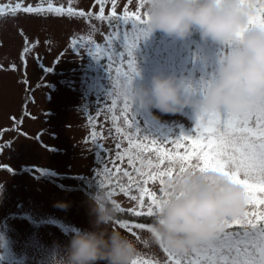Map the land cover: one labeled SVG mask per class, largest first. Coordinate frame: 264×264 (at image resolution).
<instances>
[{"label": "rangeland", "instance_id": "1", "mask_svg": "<svg viewBox=\"0 0 264 264\" xmlns=\"http://www.w3.org/2000/svg\"><path fill=\"white\" fill-rule=\"evenodd\" d=\"M49 2L64 13L11 10L16 3L46 8ZM138 4L104 0L101 19L98 0H0L5 8L0 14V256L6 264H54L71 235L89 227L87 191H95L81 177L94 171L96 143L114 152L119 139L107 95L115 70L109 78L107 57L95 60L88 49L105 48L117 23L131 31V24L117 17L125 9L143 17ZM113 9L115 15H110ZM159 34L151 32L138 44L134 56L139 76L134 84L147 83L157 72L198 80L215 66L216 50L212 56L201 55V45ZM113 49L124 51L119 41ZM117 106L122 109V102ZM133 113L152 131L188 134L195 127V116L187 108L165 114L133 107ZM61 174L67 177L59 178ZM148 185L159 196L157 183ZM112 198L124 208L137 205L119 191ZM145 226L121 228L117 221L112 225L137 243V264L165 262L167 253L147 239Z\"/></svg>", "mask_w": 264, "mask_h": 264}, {"label": "clouds", "instance_id": "2", "mask_svg": "<svg viewBox=\"0 0 264 264\" xmlns=\"http://www.w3.org/2000/svg\"><path fill=\"white\" fill-rule=\"evenodd\" d=\"M147 28L179 41L199 35L222 55L215 60L214 75L195 95L189 80L157 72L147 83L120 78L116 90L132 107L175 114L190 109L194 116L212 108L240 113L264 97V30L248 28L242 0H145ZM234 40L231 47H226ZM147 239L158 246L186 254L211 241L225 229V222L247 208L242 186L215 173L185 174L166 180ZM89 227L69 238L54 264H132L137 243L112 227L117 209L107 192L99 189L88 201Z\"/></svg>", "mask_w": 264, "mask_h": 264}, {"label": "snow or ice", "instance_id": "3", "mask_svg": "<svg viewBox=\"0 0 264 264\" xmlns=\"http://www.w3.org/2000/svg\"><path fill=\"white\" fill-rule=\"evenodd\" d=\"M144 2L145 0H139L138 8H142ZM98 3L101 4L98 18L102 19L104 0H98ZM242 3L247 9V22L234 35V40L250 27L264 30V0H242ZM11 10L13 13L23 10L26 13L47 11L55 14H62L65 11L61 7H53L51 2L46 8L39 5L36 7L28 5L22 8L21 3H16ZM4 11L5 8L0 7V14ZM67 12L74 14L71 8H68ZM78 15L84 16V13L80 12ZM110 15H115L114 9ZM117 20L122 21L124 25L130 23L131 31L122 30L121 24L117 23L115 31L110 32L106 37V47L89 46L88 54L95 60H100L102 56L107 57L109 78H112L111 73L113 69L115 70L112 89L107 93L112 101L109 110L115 109L118 101L122 102L123 107L119 115L124 119L127 128L135 129V132L125 133L124 129L116 128L117 133L128 141V147L125 149L128 162L134 165L135 160L139 159L143 168L148 169L147 171L136 169L141 179L135 182V188L140 195L139 197L131 196L133 201H137V205L129 212L137 217L154 216L155 209L160 204V197L170 195L164 190L166 180L197 173H215L242 186L247 204L241 216L225 222L226 226L222 233L211 241L194 247L186 254L175 253L160 245L167 253V260L165 262L156 260L155 264H264V197H257V193H264V97L254 106L240 113H232L222 108H212L198 113L195 116V127L190 133L181 132L175 139L162 140L163 143L172 144L175 151L161 147L157 139H149L150 136L143 135L141 138L133 107L127 98L120 97L116 86L122 77L132 82L139 76L134 52L138 44L150 35L151 30L146 26V14L143 13L142 17L139 11L129 12L125 9ZM110 27H112L111 24ZM234 40H230L226 47H231ZM117 41L123 47V52L113 49V44ZM73 47L75 48L76 44H73ZM218 55H222V52ZM213 75L214 67L209 68L200 79L190 80L192 92L195 95H202L204 86ZM95 139L96 134L93 133V140ZM116 148L119 150L121 144L117 143ZM180 149H183V152L179 151ZM145 152L149 153L147 160L142 157ZM152 153L156 155V163H153L150 158ZM165 161H167L166 165ZM162 165L165 166L162 167ZM105 172L111 175L107 169ZM124 175L128 176L129 173L124 172ZM157 179L161 184L159 196L145 187L149 181ZM101 187H104L103 183ZM119 190L128 194L132 191V187L121 184ZM107 194L111 198L114 193L107 192ZM112 203L118 212L123 211L115 201ZM119 225L121 228L144 229L146 227L143 223L129 224L123 219L119 221ZM234 225H239L241 230L229 231L228 229ZM132 264H137L136 258L133 259ZM143 264H152V262L144 260Z\"/></svg>", "mask_w": 264, "mask_h": 264}, {"label": "trees", "instance_id": "4", "mask_svg": "<svg viewBox=\"0 0 264 264\" xmlns=\"http://www.w3.org/2000/svg\"><path fill=\"white\" fill-rule=\"evenodd\" d=\"M154 33H160V32H154ZM161 34V33H160ZM159 34V35H160ZM164 36V34H162ZM188 41H190V44L192 46H194L195 44L197 45H201L200 49L198 51V53L205 54L208 53V56H212V52L214 50H216L219 53V50L217 49V47L211 43H205V42H201L199 39V35L194 33L192 36H190L189 38H187ZM197 42V43H196ZM163 53V52H162ZM218 55V54H217ZM120 110L121 107L116 106L115 109L111 110L112 111V121H113V128L115 131V134L117 135L119 142L121 144V148L118 150L117 148L114 149V152L112 151H108L104 146L102 147L101 145H103L101 142H97V146L95 147V152L96 154V158H95V165H94V171L92 172V174L90 176H82L81 178L85 181L88 182V184H90V186H92L94 188V191L96 192L99 189V186L101 187V184H104V187H101L102 189H104L106 192H116L119 191V185H124L125 187L131 186L132 187V191L128 194H125L123 192L124 195H127L129 197H131L132 195H136L137 197H139L140 193L138 190H136L135 188V182L137 180H140V176L139 173L136 171V169H142L144 171H147L148 169L143 168L141 161L139 159L135 160L134 165H130L128 162V155L125 154V149H127L128 147V141L124 140L122 138V136L117 133L116 128L120 127L122 129H124L125 133L128 132H135V129H129L125 126L124 124V119L122 117H120ZM117 117H119V119H117ZM136 121V126L140 129L141 131V138L143 135H147L150 136L149 139H157V142L160 144L161 147H164L166 149L175 151V149L173 148V145L170 143H163L162 140L164 139H175L177 135V133L172 134V132H170L169 130H156V131H152L150 129L147 128L146 125L142 124L140 121L135 120ZM179 151L183 152V149H180ZM143 159L147 160L149 158V153L145 152L142 154ZM150 158L152 159L153 163H156V155L155 153H152ZM111 160V161H110ZM167 164V161H165V165ZM165 165H162V167H164ZM105 169H107L111 175H108L105 172ZM119 170V171H117ZM124 172L129 173L128 176L124 175ZM67 175L66 174H61L59 176V178H66ZM167 179V178H165ZM142 182V181H141ZM156 182L159 188V195H160V188H161V184L159 182V179L155 180V181H149L150 183H154ZM145 187H147L149 189V185H145ZM90 195L93 194V192L91 191H87ZM94 192V193H95ZM111 201H115L112 197H111ZM145 201H147V196H145ZM115 203L117 204V202L115 201ZM257 208L262 207V206H255ZM120 208L123 210L122 212H118L117 213V217L116 220L117 222H119L121 219L125 220L127 223H143L145 225H149L152 222L153 216L152 217H146V216H142V217H137L132 215L129 210L130 208H124L121 207ZM229 231H239L241 230V227L239 225H234L232 228L228 229Z\"/></svg>", "mask_w": 264, "mask_h": 264}, {"label": "flooded vegetation", "instance_id": "5", "mask_svg": "<svg viewBox=\"0 0 264 264\" xmlns=\"http://www.w3.org/2000/svg\"><path fill=\"white\" fill-rule=\"evenodd\" d=\"M29 168V166H27ZM0 264H6L4 258L0 256Z\"/></svg>", "mask_w": 264, "mask_h": 264}]
</instances>
